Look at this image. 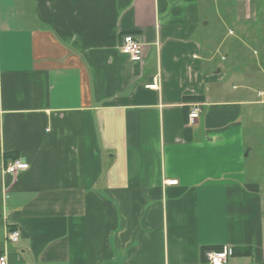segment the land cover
<instances>
[{
  "label": "crops",
  "instance_id": "crops-1",
  "mask_svg": "<svg viewBox=\"0 0 264 264\" xmlns=\"http://www.w3.org/2000/svg\"><path fill=\"white\" fill-rule=\"evenodd\" d=\"M253 37L264 0H0L8 264H208L225 247L264 264L263 136L245 126L264 101L231 87Z\"/></svg>",
  "mask_w": 264,
  "mask_h": 264
},
{
  "label": "rangeland",
  "instance_id": "rangeland-1",
  "mask_svg": "<svg viewBox=\"0 0 264 264\" xmlns=\"http://www.w3.org/2000/svg\"><path fill=\"white\" fill-rule=\"evenodd\" d=\"M236 39H239V35H237ZM253 40L254 37L251 41ZM253 42V46L251 47L249 46L250 44L245 45L246 43H244V45H241L240 42H236L237 56L235 58L237 60L234 61V57L232 56L231 66L236 64L240 67L241 71L239 74L241 76H238L231 82V87H235L236 94H242L244 86L250 87L252 90V101L260 102L264 101V40L259 38V40ZM249 114L254 117L253 125H250L246 121V131L247 133H253L257 138L259 135L263 136L260 139L261 142H258L257 148L261 155L264 156V105L256 104L255 106L248 107L247 116ZM262 171H264V168H262Z\"/></svg>",
  "mask_w": 264,
  "mask_h": 264
},
{
  "label": "built area",
  "instance_id": "built-area-1",
  "mask_svg": "<svg viewBox=\"0 0 264 264\" xmlns=\"http://www.w3.org/2000/svg\"><path fill=\"white\" fill-rule=\"evenodd\" d=\"M121 52L123 55L131 58H141L143 55V43L135 35H126L122 39ZM157 83L147 86L148 89H157ZM202 113V106L196 105L188 115V125H194L200 118ZM29 168V165L24 161L17 159L10 163L7 167L8 174H16L19 171H24ZM170 185H177L178 181H170ZM20 233L17 231L11 232L7 235L6 244L10 246L17 244L20 240ZM231 257V251L229 247L223 248L221 251H210L206 254L208 264H228ZM0 264H8L7 252L0 255Z\"/></svg>",
  "mask_w": 264,
  "mask_h": 264
}]
</instances>
